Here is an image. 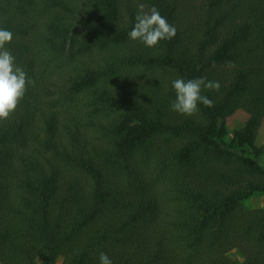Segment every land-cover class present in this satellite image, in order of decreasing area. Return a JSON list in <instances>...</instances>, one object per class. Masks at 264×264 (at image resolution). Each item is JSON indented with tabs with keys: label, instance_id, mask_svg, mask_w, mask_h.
Returning a JSON list of instances; mask_svg holds the SVG:
<instances>
[{
	"label": "trees",
	"instance_id": "obj_1",
	"mask_svg": "<svg viewBox=\"0 0 264 264\" xmlns=\"http://www.w3.org/2000/svg\"><path fill=\"white\" fill-rule=\"evenodd\" d=\"M138 3L175 36L129 39ZM0 28L35 81L0 120V264H264V0H0ZM201 76L214 106L173 111Z\"/></svg>",
	"mask_w": 264,
	"mask_h": 264
},
{
	"label": "clouds",
	"instance_id": "obj_2",
	"mask_svg": "<svg viewBox=\"0 0 264 264\" xmlns=\"http://www.w3.org/2000/svg\"><path fill=\"white\" fill-rule=\"evenodd\" d=\"M136 7L135 22L128 32L129 39L139 41L146 47H154L161 40H170L175 36V26L155 6L138 3ZM12 39L13 33L10 30L0 28V120L7 119L16 110L27 86L35 85V81L28 78L27 72L16 63L14 55L5 47ZM228 66L233 65L229 62ZM171 86L175 91V99L170 107L182 115L195 114L199 110V104L213 107V101L202 95V91L220 89L219 81H211L204 76L187 80L178 77L171 82ZM98 260L99 264H112L104 251L99 252Z\"/></svg>",
	"mask_w": 264,
	"mask_h": 264
},
{
	"label": "rangeland",
	"instance_id": "obj_3",
	"mask_svg": "<svg viewBox=\"0 0 264 264\" xmlns=\"http://www.w3.org/2000/svg\"><path fill=\"white\" fill-rule=\"evenodd\" d=\"M248 115L242 110H237L234 114H232L226 121L229 138H231L232 132L236 129H240L245 124ZM256 145L262 147L264 150V121L261 122V125L258 129L257 137H256ZM262 163H264V155L261 159ZM243 206L248 209H264V196L261 194L255 195L250 200L243 203ZM229 259L235 264H242L243 259L236 251H231L228 254ZM56 264H62V259H59Z\"/></svg>",
	"mask_w": 264,
	"mask_h": 264
}]
</instances>
